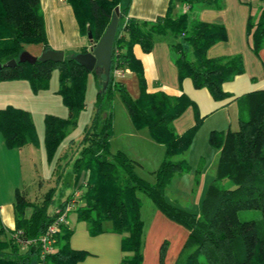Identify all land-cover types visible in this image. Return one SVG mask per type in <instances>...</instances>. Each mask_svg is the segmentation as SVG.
I'll return each mask as SVG.
<instances>
[{"label": "trees", "instance_id": "1", "mask_svg": "<svg viewBox=\"0 0 264 264\" xmlns=\"http://www.w3.org/2000/svg\"><path fill=\"white\" fill-rule=\"evenodd\" d=\"M176 1L187 6L194 3L222 6V0H168L163 13L141 18L128 14L130 0H67L79 32L86 35L87 27L90 28L89 43L100 37L118 5L109 76L103 86L105 76L100 65L89 70L72 56L86 50L87 45L65 49L62 60H19L21 50H30L28 44L37 46V51L31 52L35 55L51 48L39 0H0V81L26 79L36 91L48 85L51 68H58L57 91L68 115L45 113L43 141L47 156H52L68 126L75 123L78 110L85 106L89 72L97 85L90 123L70 155L73 190L65 195L60 192L57 205L50 211L54 186L36 201L27 199L15 188L14 226L10 228L0 222V264H37L41 244L33 238L45 230L69 201L74 202L69 211L86 221L90 234L107 229L105 222H109V229L121 233L123 253L119 264H141L144 220L140 215L138 191L144 192L167 217L187 228L173 264H264V85L240 94L225 89V81L243 72L241 54L207 55L210 44L226 38L224 24L197 16L190 18L186 9L175 13ZM258 6L257 13H249L245 23L246 41L254 53L264 46V0H259ZM158 39L168 43L179 82L188 77L194 86L206 87L213 99L219 101L218 106L232 99L247 98L238 105L235 128H213L208 133L209 142L218 149V162L198 212L169 200L164 194L171 179L190 168L182 154L201 118L195 114L194 123L177 132L173 119L187 105L194 106L193 99L185 91L172 93L159 85L148 89L133 45L137 43L149 51ZM116 67H128L135 73L138 95L133 97L123 81L115 77ZM115 93L119 94L134 126H146L150 136L163 144V156L153 170V181L137 172V161L127 152L109 147ZM253 95H257L254 101ZM0 133L8 147L36 142L30 112L11 103L0 106ZM224 179L230 184H223ZM27 206L31 209L25 214ZM247 209H257L258 215L241 216ZM15 230L17 236L13 235ZM71 231L67 221L61 223L56 232L55 250L43 256L47 264H75L87 254L85 249L70 246ZM27 239L23 245L21 241ZM165 245L166 240L159 248L160 262Z\"/></svg>", "mask_w": 264, "mask_h": 264}, {"label": "crops", "instance_id": "2", "mask_svg": "<svg viewBox=\"0 0 264 264\" xmlns=\"http://www.w3.org/2000/svg\"><path fill=\"white\" fill-rule=\"evenodd\" d=\"M248 1L222 0L221 7H211L199 3L187 6L180 1H176L173 7L175 13L186 9L190 18L197 16L203 20L218 21L224 24L226 38L210 44L206 49V54L209 56L238 52L241 54L243 72L236 74L223 83L224 88L233 94H240L264 85V46L259 48L258 53H254L248 46L245 36L246 19L252 11ZM39 4L43 14L45 33L51 48L65 50L67 48L76 49L82 45L88 46V38L79 32L72 8L67 0H39ZM167 4L168 0H130L128 14L141 18H153L156 14L163 13ZM133 51L141 60L148 89H153L159 85L172 93L185 91L195 102L194 106L187 105L173 119V126L177 132H181L193 124L195 114L202 116L201 123L208 121V132L213 128L224 130L231 126L232 116L229 112L231 107H235L234 113L237 119V99H232L228 103L218 106L219 101L213 99L206 87L194 86L188 77L179 82L177 68L171 58L166 40L158 39L154 41L149 51H144L139 44L135 43ZM130 72L132 70L125 67L123 74L119 75L122 77ZM117 79H120V77ZM5 80L14 81L19 79H4L1 81ZM37 136L40 144L39 134ZM31 144L27 142L19 146V149L23 147L22 149L28 155L33 154L34 148ZM39 144L37 145L38 148H40ZM161 156L158 159L159 161L162 158ZM183 156L187 158V154L183 153ZM131 157L134 158L132 155ZM175 177L181 180L186 179L185 181L188 180L190 183L193 179L189 171L179 173L173 178ZM73 187V185L70 186V189L64 191L63 195L73 190ZM14 200L15 190L13 196H6L0 200V222L10 228L14 226ZM26 208L25 214H28L30 210L26 212ZM67 222L72 229L69 235L70 246L87 250V254L76 261L75 264H119L123 253L120 248L121 233L109 229V222H105L107 229L95 234L89 233L86 221L77 219L74 212H68ZM173 227L180 231L179 237L175 239L173 238ZM146 228L145 230L144 227L141 264H173L181 240L183 239L184 242L186 238L187 229L175 224L171 218L167 217L158 208H153L152 217L149 219ZM163 240H166L167 244L163 260L160 262L159 248Z\"/></svg>", "mask_w": 264, "mask_h": 264}, {"label": "rangeland", "instance_id": "3", "mask_svg": "<svg viewBox=\"0 0 264 264\" xmlns=\"http://www.w3.org/2000/svg\"><path fill=\"white\" fill-rule=\"evenodd\" d=\"M248 2L250 3L249 5H251V13L255 15L259 9V0H249ZM27 47L32 53L37 51L36 45L28 44ZM118 76L122 81L124 80L125 87L133 97L138 95V83L133 71L126 73L122 77L117 75V78H119ZM57 87L58 68L56 66L52 67L50 70L48 85L36 91L31 88L26 79L0 81V106L11 103L27 109L30 112L36 134V142H30V144H33H31V146H33L34 152L28 155V153L22 149L23 147L19 149V146L23 144L8 147L4 143L0 133V200L6 196H13L15 188L31 201L40 200L45 191L48 190L49 187L54 186L55 191L53 193V200L48 206V209L52 211L59 201L60 192L67 191L70 189V186H72V159L70 155L72 154V150L74 151L76 148L84 128L90 123L91 115L94 111V99L97 85L95 84L92 73L89 72L85 89V106L78 110L75 123L68 126L65 134L52 153V156H47L43 141V117L45 113L50 112L60 116L68 115V109L62 101ZM256 97L257 95H253L252 101H254ZM245 99L247 98L242 97L236 100V110H238V105L241 101L243 102ZM112 102L113 122L112 133L109 140L110 149L114 150L120 147L130 156H134V159L138 162L135 166L137 172L153 181V170L160 162L158 160L159 157L161 155L163 156V144L150 136L146 126L140 128L134 126L118 93L114 94ZM234 111L235 107L229 108L230 115L232 116L229 130L237 126V119L235 118ZM199 117L201 119L195 130L194 136L187 149L183 152L187 154V160L190 163L188 171L193 179L190 183L188 180L185 181L186 179L181 180L175 177L171 179L164 190V194L169 200L195 212H198L200 209L205 187L215 173L218 162V150L208 140V121L201 123L202 116L200 115ZM224 130H226V128ZM38 134L40 137V144L37 136ZM38 144L40 148H38ZM222 183L229 185L230 181L224 179ZM138 194L141 197L140 215L144 220V227L146 230L147 223L153 214V208L156 207L144 192L138 191ZM30 209L31 206H27L26 212ZM72 212L74 211L72 210L71 213ZM257 215V209H247L241 214V216ZM173 222L186 228L175 220H173ZM179 235L180 231H177L173 227V238L175 239L179 237ZM182 244L183 239L181 240L180 248ZM179 250L176 252L177 255Z\"/></svg>", "mask_w": 264, "mask_h": 264}, {"label": "water", "instance_id": "4", "mask_svg": "<svg viewBox=\"0 0 264 264\" xmlns=\"http://www.w3.org/2000/svg\"><path fill=\"white\" fill-rule=\"evenodd\" d=\"M118 22V5H115L114 10L110 16V19L104 28L100 37L92 43H89L87 49L84 51H77L72 56L86 68L93 69L94 67L100 65L103 69L105 79L103 81V86L109 76L110 70V60L112 53V42L114 39L116 27ZM87 38L91 37L90 28L87 27L86 31ZM64 58L63 49L47 48L43 50L40 54H32L27 49H23L18 54L19 60H28L30 62L36 59H52V60H62ZM13 61V60H10Z\"/></svg>", "mask_w": 264, "mask_h": 264}, {"label": "built area", "instance_id": "5", "mask_svg": "<svg viewBox=\"0 0 264 264\" xmlns=\"http://www.w3.org/2000/svg\"><path fill=\"white\" fill-rule=\"evenodd\" d=\"M125 68H114V75L117 76L122 74ZM74 202L69 201L65 204L64 208L58 212L54 218L47 224L45 230L40 233L37 237L33 238V240H38L41 244V254L40 259L37 264H47V262L43 259L44 254L48 252H52L56 248V232L59 230L61 223L67 221L68 211L73 207ZM17 230L13 232V235H16ZM27 240H22L21 243L24 245L28 242Z\"/></svg>", "mask_w": 264, "mask_h": 264}]
</instances>
